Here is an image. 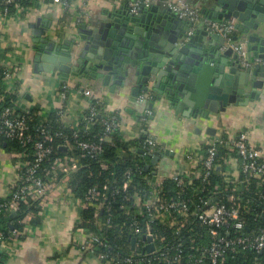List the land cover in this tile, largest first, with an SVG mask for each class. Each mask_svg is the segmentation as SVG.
I'll use <instances>...</instances> for the list:
<instances>
[{"label":"crops","instance_id":"crops-1","mask_svg":"<svg viewBox=\"0 0 264 264\" xmlns=\"http://www.w3.org/2000/svg\"><path fill=\"white\" fill-rule=\"evenodd\" d=\"M181 1L209 17L203 10L216 8V3L220 0ZM154 3L163 10L168 7L163 0H156ZM124 4H128L126 0H71L70 6L65 7L53 0L22 8L8 17L3 15L0 4V64H18L21 67L13 88L4 91L17 97V104L21 109L32 111L37 108L39 116L44 120L58 109L65 108L66 114L62 120L70 129L79 128L92 102H98L102 105L100 113L103 116L111 113L119 115L122 140L139 141V147L130 152L132 155L142 149L149 137L153 136L158 140L160 146L153 152L150 150L152 157L147 164L150 165L149 170L157 176L194 170L189 154H202L206 144L215 136L233 138L244 131L248 133L250 143L262 150L264 159V100L248 105L228 104L225 110L210 112L206 118L199 114L194 115L189 103L192 100L186 94L182 97L176 96L178 106L182 103V109H173L166 95H162L154 87L156 81L142 85L139 96H135L134 91L139 88L140 82L136 70L130 65L124 68L129 72L127 75L115 69L105 72V76H109L108 80L105 76H72L59 71L52 74L36 67L33 57L35 39H49L58 46L72 45L80 35L78 30L83 24L90 35H103L102 31H95V28L109 22V14ZM246 21L252 22L251 24L254 22L251 18ZM197 30L206 32L207 35L198 43L196 49L211 53L212 44L207 38L213 32L208 31L209 28L202 22L195 25L194 32ZM248 30L253 32L252 28ZM165 32L170 35L176 33L177 29L167 28ZM236 32L235 41L247 49L248 34L239 31L237 23ZM84 44V41L75 43L74 59L79 58ZM87 53L91 54L90 51ZM252 60L253 64H257L255 58ZM120 76H124V79ZM241 87L247 90V82ZM146 88L149 91H145ZM143 95L148 99L142 101L140 98ZM151 103H154L153 109H150ZM150 110L151 115L148 114ZM66 149L63 147V150ZM167 150L173 154L172 157L166 154ZM155 157L160 159L152 164ZM21 158V154L8 152L0 146V200L7 199L12 194V184L20 175ZM239 164L240 159L236 156L233 163L224 164L229 173L228 178L239 179ZM72 171L74 168L61 173L69 175ZM63 177L66 178V175ZM63 177L58 179L59 188L62 190L67 189V184L62 183ZM67 197L63 202H48L40 212L39 224H31L25 219V235L20 241L12 242V246L0 249L3 258L0 264H106L96 255L84 251L83 245L91 235L79 228L81 212L85 207L71 193Z\"/></svg>","mask_w":264,"mask_h":264},{"label":"built area","instance_id":"built-area-1","mask_svg":"<svg viewBox=\"0 0 264 264\" xmlns=\"http://www.w3.org/2000/svg\"><path fill=\"white\" fill-rule=\"evenodd\" d=\"M0 1L4 5L2 12L5 17L11 15L10 7L12 5L17 8V12L21 10V7L17 4L18 0ZM37 1L45 2L47 0ZM54 1L61 3L65 7H69L71 3V0ZM163 1L180 18L188 21L191 26L190 34L194 32L196 24L200 22L204 23L211 32L218 34L226 40V44L239 55L240 60L245 66L251 65L246 62V49L232 39V35L236 31V23L234 20L209 18L204 16L200 10L188 6L181 0ZM126 2L130 6L131 12L134 13L142 6H149L156 2V0H126ZM255 63L264 64V60L256 59ZM4 68L5 71L0 73V81L3 85H6V89L9 88L11 90L14 82L18 78L21 67L16 64L4 66ZM140 99L143 101L148 98L143 95ZM88 111L89 115H84L83 118L86 121L85 130L87 131L95 123V117L99 115L96 108H89ZM56 112L62 119L66 114V109L60 108ZM148 114L151 115L152 111H148ZM102 124L104 125V132L99 142L76 140L74 144L92 158L102 153V144L110 142L111 136L121 128V121L117 113L104 116ZM36 130L43 135V140L37 141L34 145L37 160L33 164L22 161L20 175L12 184V194L0 204V208L5 211L16 212L19 210L20 202L24 199L40 201L41 208H43L50 201L63 202L68 198L69 192L67 189L62 190L59 188L58 175L65 170L74 168L69 162V159H57L55 161L54 168L46 174L47 177L50 176V181L40 174V170L41 162L52 153V149L46 146L45 142L51 140L53 137H59L64 140V146H66V144H69V139L62 132L53 133L43 122L37 126ZM0 133L4 134L8 139L19 141L23 146L33 140L32 135L29 133V126L26 120L14 116V111L10 107L0 111ZM159 146L158 140L151 136L142 145V150H144V153L153 152ZM222 147L229 150L227 157L224 159V164L233 163L234 156H238L240 159L238 166L239 172L248 179L239 181L231 190L228 186L222 189L221 201L218 198L216 201L211 202L203 198L202 193L205 191V185L211 184V178L215 170L220 168L216 163V157ZM189 160L194 164V170H182L170 176H157L154 174L153 177L148 178L149 192L147 194L136 193L135 195L136 208L131 230L135 237L142 235L151 236L155 246L153 251L145 252V250H142L149 243L147 239H145L144 244L136 243L134 248L125 252L121 246L111 247L103 242H98L92 235L84 243V251L96 255L106 264H222L223 258L228 255L237 254L242 249H250L256 253L264 252V228H261L254 234L246 232V222L243 213L251 207L252 202L244 200L241 194L238 193L240 185L242 184L244 186V183L246 184L250 177L264 179L262 150L250 143L248 133L244 131L233 138L222 135L215 136L206 144V148L202 154L191 153L189 154ZM198 168L201 169L198 170ZM133 174V171H128L126 176L130 178ZM195 179H198L201 185L192 190L190 184ZM227 179V183L230 182L228 177H226ZM167 181H173L178 188L176 198H166L163 186ZM120 190V187L114 186L110 195L116 196L121 192ZM187 190L194 192V199L185 198ZM54 195L56 196L54 197ZM108 196L109 192H102L94 187L89 190L86 199L78 203L85 207L87 202H100V200H105ZM104 206L103 202H100V208H104ZM107 207L109 209V206ZM254 211L263 212L264 214V207L254 209ZM172 213L176 214L179 220L183 219L180 221L178 231L191 224L194 219L207 225L210 243L205 247H201L197 255L186 256L185 244L181 240L176 244L173 243L165 246L157 245L154 237L147 233L140 223V218H148L150 222L158 220L167 222L172 220V223L175 224L176 218L171 215ZM24 235L25 231H16L7 237L5 232L0 229V249L6 248L8 241L13 243L20 241ZM96 247H103L102 252L96 254Z\"/></svg>","mask_w":264,"mask_h":264},{"label":"water","instance_id":"water-1","mask_svg":"<svg viewBox=\"0 0 264 264\" xmlns=\"http://www.w3.org/2000/svg\"><path fill=\"white\" fill-rule=\"evenodd\" d=\"M216 5L212 10L204 9L203 13L218 20L234 19L239 31L248 34L246 62L250 66H245L226 40L216 33L207 38L212 44L211 53L198 51L196 46L207 33L197 30L190 34L191 26L187 20L169 7L161 9L156 3L142 6L134 13L128 4H124L109 14V22L95 28L103 35H90L83 24L72 45L58 46L52 40L38 37L34 40V61L38 69L52 74L59 71L93 78L105 76V72L113 69L127 75L129 72L124 68L130 65L136 70L140 82L134 91L135 96H139L142 85L156 81L154 87L166 95L173 109H182V103L178 106L176 96L186 94L192 100L189 103L194 115L206 118L210 112L225 110L228 104L248 105L264 100V65L252 62V58L264 60V0H227L226 3L220 0ZM250 18L253 24L246 21ZM167 28L177 29V32L169 35L165 32ZM81 41L85 44L79 58L74 59L76 52H73V46ZM105 78L108 80L109 76ZM120 78L124 79V76ZM246 82L247 90L241 87ZM153 105L150 104V109ZM138 152L144 153V150L139 149ZM166 154L173 156L168 150ZM159 159L155 157L152 164ZM146 169L149 170L150 165ZM144 238L149 242L144 250L153 251V238ZM135 242L133 238L132 248Z\"/></svg>","mask_w":264,"mask_h":264},{"label":"trees","instance_id":"trees-1","mask_svg":"<svg viewBox=\"0 0 264 264\" xmlns=\"http://www.w3.org/2000/svg\"><path fill=\"white\" fill-rule=\"evenodd\" d=\"M0 4L4 8L1 1ZM17 4L21 9H25L38 4V1L18 0ZM16 9L12 5L10 7L11 13L17 12ZM236 34L237 32L232 35L234 41L236 40ZM4 71V66L0 64V73ZM5 89L6 85H3L0 81V111L10 107L14 111V116L25 119L33 140L23 146L19 141L8 139L4 134L0 133L1 148L8 152L13 151L24 155L21 158L22 161L33 164L37 160L34 145L37 141L43 140V135L36 130L37 126L43 122L53 133L62 132L69 139V144L64 146V140L59 137H53L51 140L45 142V145L52 149V153L41 162L40 174L50 181V176L47 177L46 174L54 168L55 161L57 159H69V162L74 166V171L69 175L59 173L58 178L61 180L66 175V178L63 177L64 182L62 183L67 184V191L73 195L76 201H84L89 190L94 187L102 192H109V196L105 200H100L105 205L104 208H100L99 201L87 202L81 212L79 228L91 234L98 242H103L111 247L121 246L125 252H128L132 248L133 238L136 239L135 244H144L146 241L144 235L135 237L132 233L131 225L134 221L133 217L136 208L135 195L136 193L147 194L149 192L148 178L154 175L152 170L146 169L149 159L152 157L151 152H138L139 154L136 152L135 155H132L130 152L139 147V141L130 140L125 142L120 138V130H118L111 136L110 142L102 144V153L92 158L74 144L76 140L99 142L104 132V125L102 124L104 116L100 113L101 104L92 102L91 108H96L99 115L95 117V123L90 126L88 131L85 130L86 121L84 119L79 128L70 129L64 125L61 116L57 112L52 113L44 120L39 116L37 108L32 111L21 109L17 104V97L14 94H7L4 91ZM85 115L88 116L89 111ZM63 147L67 149L63 150ZM126 152L128 155H126ZM228 153L229 150L226 148H220L216 157V163L220 168L215 170L211 178V184L205 185V191L202 193L203 198L211 202L222 198V189L228 186L231 190L238 180L245 181L248 179L240 173L239 179L229 178L230 182L227 183L228 179L226 180V177L229 173L225 170L226 167L223 164ZM128 171H133L134 173L130 178L126 176ZM200 185V181L195 179L190 184V188L193 190ZM114 186L120 187L121 192L116 196H111L110 193ZM163 189L166 198L177 197L178 188L173 181H167ZM192 190H187L185 198H193L194 192ZM238 193L241 194L244 200L252 202L251 207L244 211L243 217L246 222V232L254 234L261 228H264L263 212L254 211V209L264 207V179L250 177L247 183H244V186L240 185ZM3 202V200H0V204ZM107 206H109V209ZM41 210L40 201L31 199L22 200L19 204V210L13 216L12 211H5L0 208V229L5 232L7 237L16 231L23 232L27 225L24 222L25 219H28V222L31 224L36 225L40 223ZM171 215L176 218L175 224L172 223V220L167 222L160 220L150 222L148 218H140L143 229L154 237L157 245L176 244L181 240L185 244V255L193 256L199 253L201 247H205L210 243L207 225L194 219L191 224L178 231L180 221L183 219L179 220L174 213ZM11 243V241H8L7 246H12L13 244ZM96 248V254L101 253L103 250V247ZM1 260L2 255H0ZM222 264H264V252L256 253L250 249H242L237 254L228 255L223 258Z\"/></svg>","mask_w":264,"mask_h":264}]
</instances>
